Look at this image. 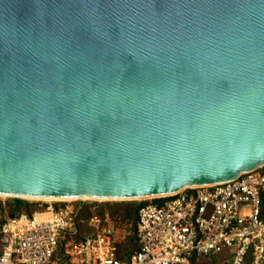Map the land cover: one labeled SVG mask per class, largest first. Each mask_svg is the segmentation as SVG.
<instances>
[{"label": "water", "instance_id": "95a60500", "mask_svg": "<svg viewBox=\"0 0 264 264\" xmlns=\"http://www.w3.org/2000/svg\"><path fill=\"white\" fill-rule=\"evenodd\" d=\"M264 163V0H0V197L143 200Z\"/></svg>", "mask_w": 264, "mask_h": 264}, {"label": "built area", "instance_id": "2783aa9c", "mask_svg": "<svg viewBox=\"0 0 264 264\" xmlns=\"http://www.w3.org/2000/svg\"><path fill=\"white\" fill-rule=\"evenodd\" d=\"M148 199L157 201L137 209V249L127 257L108 213L89 207L83 218L85 200L69 199L1 219L0 264H189L215 253L223 254L220 264H264V163L231 180Z\"/></svg>", "mask_w": 264, "mask_h": 264}, {"label": "trees", "instance_id": "16d2710c", "mask_svg": "<svg viewBox=\"0 0 264 264\" xmlns=\"http://www.w3.org/2000/svg\"><path fill=\"white\" fill-rule=\"evenodd\" d=\"M7 205L9 206L8 214H16L20 211H24L29 214L33 209V206L37 201H30L22 198H5ZM147 201H157L156 199H144V200H124V201H92L90 203H84L81 210V217L87 218L92 213L89 207H93V212L97 214H102L107 212L112 221H116L115 218L120 216L122 220H127L129 222L128 231L125 233L122 240L117 243L119 250L123 252L124 257L137 249V242L135 241L134 229L136 221L137 209ZM45 204V203H43ZM55 204V203H53ZM37 208V207H36ZM2 209L0 205V210ZM117 224V221L115 222ZM74 237H78L75 233ZM194 257H191L189 264H194Z\"/></svg>", "mask_w": 264, "mask_h": 264}, {"label": "rangeland", "instance_id": "374dc122", "mask_svg": "<svg viewBox=\"0 0 264 264\" xmlns=\"http://www.w3.org/2000/svg\"><path fill=\"white\" fill-rule=\"evenodd\" d=\"M30 201H37L36 204L33 206L34 208L39 207L41 205H44L43 203H46L42 200H30ZM138 201V200H136ZM92 200H85L84 203H90ZM52 203V202H51ZM0 205L2 209L0 210V220L3 219L5 216L9 213V206L7 205V202L4 197H0ZM94 209V206L92 207ZM117 221V226L120 234L123 236L128 231L129 228V222L127 220H122L120 216L115 218ZM114 221V222H116ZM222 253H215L208 256H198L194 260V264H220V260L222 259Z\"/></svg>", "mask_w": 264, "mask_h": 264}, {"label": "bare ground", "instance_id": "6f19581e", "mask_svg": "<svg viewBox=\"0 0 264 264\" xmlns=\"http://www.w3.org/2000/svg\"><path fill=\"white\" fill-rule=\"evenodd\" d=\"M42 201H45V202H47V201H50V200H42Z\"/></svg>", "mask_w": 264, "mask_h": 264}]
</instances>
